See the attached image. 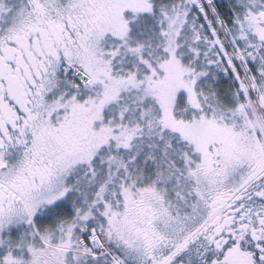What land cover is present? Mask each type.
<instances>
[{
    "label": "snow or ice",
    "instance_id": "6c2138e0",
    "mask_svg": "<svg viewBox=\"0 0 264 264\" xmlns=\"http://www.w3.org/2000/svg\"><path fill=\"white\" fill-rule=\"evenodd\" d=\"M0 264H264V0H0Z\"/></svg>",
    "mask_w": 264,
    "mask_h": 264
}]
</instances>
